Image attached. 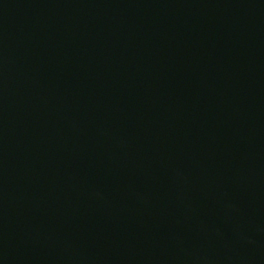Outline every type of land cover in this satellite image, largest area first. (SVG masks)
<instances>
[{"label":"water","instance_id":"95a60500","mask_svg":"<svg viewBox=\"0 0 264 264\" xmlns=\"http://www.w3.org/2000/svg\"><path fill=\"white\" fill-rule=\"evenodd\" d=\"M0 264H264V0H0Z\"/></svg>","mask_w":264,"mask_h":264}]
</instances>
